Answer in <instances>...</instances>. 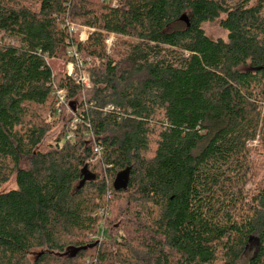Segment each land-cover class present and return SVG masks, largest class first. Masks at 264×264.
Segmentation results:
<instances>
[{
    "label": "trees",
    "instance_id": "obj_1",
    "mask_svg": "<svg viewBox=\"0 0 264 264\" xmlns=\"http://www.w3.org/2000/svg\"><path fill=\"white\" fill-rule=\"evenodd\" d=\"M69 47L79 101L51 64ZM11 177L0 264H235L252 240L264 264V0H0V189Z\"/></svg>",
    "mask_w": 264,
    "mask_h": 264
},
{
    "label": "rangeland",
    "instance_id": "obj_2",
    "mask_svg": "<svg viewBox=\"0 0 264 264\" xmlns=\"http://www.w3.org/2000/svg\"><path fill=\"white\" fill-rule=\"evenodd\" d=\"M76 27H77V30L79 32V36L80 35H82V36L86 35L85 27L75 26V28ZM202 27H203V30L205 31L206 35L209 38L225 39L227 36V32L219 26V20L204 23L202 25ZM51 64H52V69L54 70V72L58 71V73H60V74L62 72L65 73L67 62H65L64 60H53V61H51ZM74 70H75L76 77L77 76H83V77L88 76L87 71H83L82 69H77L78 71H76V69H74ZM91 93H92V85L90 84V82L87 81V84H84V88L80 93L81 94L80 97H76L77 98L76 100L79 101L82 98H86V97L88 98L89 96H91ZM69 115L70 114H69L68 108H67L66 112L63 114V117H61L59 120L54 122V125L52 126L50 131L46 134L43 142L39 145V149H45V148H47V146L49 144L54 143V139L58 136L59 132L61 131V126H62L63 122L69 118ZM253 143L252 144L255 145L256 141ZM252 144H251V146H252ZM14 187H15L14 177H11V179L8 182H6L5 184H3L1 186L0 190L6 191V190H9V189L14 188ZM119 200L120 199H112V205H117L119 203ZM111 213H112L111 217L115 218V223H117V224L123 223L122 215H118L119 214L118 211L110 210V214ZM105 234H106V232H105ZM256 250H257V242L255 240H252L251 243L246 248L244 254L239 258V260L235 264H248L250 258L255 254Z\"/></svg>",
    "mask_w": 264,
    "mask_h": 264
},
{
    "label": "built area",
    "instance_id": "obj_3",
    "mask_svg": "<svg viewBox=\"0 0 264 264\" xmlns=\"http://www.w3.org/2000/svg\"><path fill=\"white\" fill-rule=\"evenodd\" d=\"M104 2L109 3L110 6H112V7H120L123 4V0H104ZM71 28L75 29L73 26ZM85 30H86L85 31L86 35H83V36L80 35L79 36L81 41L86 40V38L88 36L89 31L87 28H85ZM113 39H114V36L112 34H109L107 40L105 41L104 48H105L107 53H110V51H111V45L113 43ZM67 54H68V56L73 58V60L67 62L65 74L67 76H72L75 80H77L76 82H80L83 85L87 84L88 76L87 77H83V76H77L76 77L75 70H74V69H82L84 71V69H83L84 68V62L81 60V58L76 53V51L71 47L67 48ZM65 92H66L65 90L55 91V98H56V101L58 103H64ZM78 123H79V119L77 117H74L70 121V123H69L70 130L65 135L66 140H69V139L71 140V138L73 137V130L76 129ZM95 151L100 152L101 149L98 147H95ZM98 215L100 216V219L104 218V215H105L104 210H102V209L99 210ZM105 232H106L105 225H104L103 221L100 220L99 225H98V232L95 236H93V238L97 239L100 242V241L105 239Z\"/></svg>",
    "mask_w": 264,
    "mask_h": 264
},
{
    "label": "water",
    "instance_id": "obj_4",
    "mask_svg": "<svg viewBox=\"0 0 264 264\" xmlns=\"http://www.w3.org/2000/svg\"><path fill=\"white\" fill-rule=\"evenodd\" d=\"M84 170V169H83ZM84 177H83V181L84 180H86V179H88L89 178V175L88 174H86L85 172H84ZM116 182H119V183H123L124 184V186L126 185V182H127V180H126V178L124 179V178H122V177H118L117 178V180H116Z\"/></svg>",
    "mask_w": 264,
    "mask_h": 264
}]
</instances>
